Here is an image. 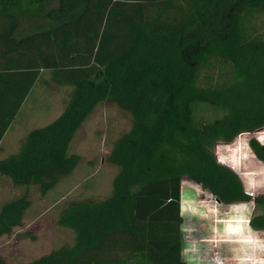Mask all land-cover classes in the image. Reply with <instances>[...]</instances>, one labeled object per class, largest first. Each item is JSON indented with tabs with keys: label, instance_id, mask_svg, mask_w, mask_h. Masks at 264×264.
Returning <instances> with one entry per match:
<instances>
[{
	"label": "trees",
	"instance_id": "16d2710c",
	"mask_svg": "<svg viewBox=\"0 0 264 264\" xmlns=\"http://www.w3.org/2000/svg\"><path fill=\"white\" fill-rule=\"evenodd\" d=\"M42 3L0 0V142L41 72L50 70L73 92L56 120L32 130L17 154L0 161V172L45 195L79 164L69 147L99 103H116L133 125L108 158L119 167L112 195L60 214L74 244L24 264H185L184 178L224 204L254 201L262 214L249 224L264 231V194L250 195L212 152L215 142L264 126V41L246 37L248 15L264 0H60L49 11ZM37 4L45 23L17 40L18 16L35 15ZM216 58L232 66L231 77L200 86L201 71ZM201 102L220 117L197 125L194 106ZM249 144L264 162V144ZM29 206L28 193L4 204L0 236L22 224Z\"/></svg>",
	"mask_w": 264,
	"mask_h": 264
},
{
	"label": "rangeland",
	"instance_id": "374dc122",
	"mask_svg": "<svg viewBox=\"0 0 264 264\" xmlns=\"http://www.w3.org/2000/svg\"><path fill=\"white\" fill-rule=\"evenodd\" d=\"M42 1L43 8L48 11L57 8L60 2ZM41 8L37 4L32 18L19 21L22 30H15L17 40L42 27L45 22H41ZM246 33L248 41H264V7L248 15ZM41 73L12 126L6 139L8 143L0 148V161L17 154L32 130L56 120L70 99L72 86L57 84L50 70ZM232 73V66L223 59L210 60L200 73L199 85L219 84ZM218 117L219 110L211 104H195L197 125L202 126ZM132 125L131 113L112 101L99 103L80 126L69 147V154L80 158L79 164L45 195L38 185H16L0 172V211L4 204L25 193L30 200L22 224L12 233L0 236V259L7 264L29 263L60 247L74 244L73 231L58 223L60 214L73 204L101 201L112 195V184L119 167L108 158L116 141ZM253 138L264 144V126L254 132H244L232 142L217 141L212 152L221 164L239 175L246 191L255 198L264 194V162L250 147L249 141ZM259 214L262 211L254 201L224 204L199 182L184 178L180 208L183 261L185 264H264V231H256L249 224L250 219ZM221 229L224 238H220ZM213 239L215 243L210 241Z\"/></svg>",
	"mask_w": 264,
	"mask_h": 264
},
{
	"label": "crops",
	"instance_id": "0c3cea01",
	"mask_svg": "<svg viewBox=\"0 0 264 264\" xmlns=\"http://www.w3.org/2000/svg\"><path fill=\"white\" fill-rule=\"evenodd\" d=\"M32 16V15H31ZM29 17L28 15H25V14H20L19 16H18V21H25L26 19H24L25 17H29V18H32V17ZM27 21V20H26ZM44 21V20H43ZM22 28H23V26H22ZM16 29L17 30H22V29H20V25L18 24V26L16 27ZM30 95V94H29ZM28 98V97H27ZM27 100V99H26ZM26 100H25V102H26ZM25 102H24V104H23V106L21 107V109L24 107V105H25ZM21 109H20V111H19V113L21 112ZM19 113L17 114V116L19 115ZM17 116L15 117V119L13 120V122H12V124L10 125V127H9V129L7 130V132L5 133V135H4V137H3V139L1 140V142H0V148L2 147V145L4 144V143H8V141L6 142V139H7V137L9 136V133H10V131H11V129H12V126H13V124H14V122H15V120H16V118H17ZM29 134V133H28ZM28 134H27V136H28ZM26 140V139H25Z\"/></svg>",
	"mask_w": 264,
	"mask_h": 264
}]
</instances>
